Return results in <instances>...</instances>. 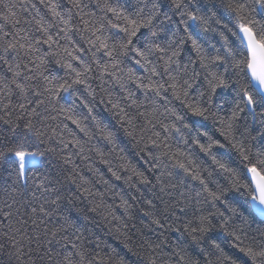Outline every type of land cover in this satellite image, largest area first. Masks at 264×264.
<instances>
[{"label":"snow or ice","instance_id":"obj_1","mask_svg":"<svg viewBox=\"0 0 264 264\" xmlns=\"http://www.w3.org/2000/svg\"><path fill=\"white\" fill-rule=\"evenodd\" d=\"M0 264H264V0H0Z\"/></svg>","mask_w":264,"mask_h":264}]
</instances>
